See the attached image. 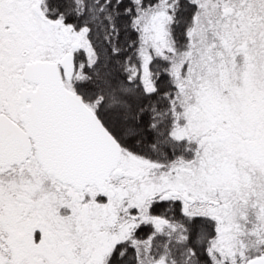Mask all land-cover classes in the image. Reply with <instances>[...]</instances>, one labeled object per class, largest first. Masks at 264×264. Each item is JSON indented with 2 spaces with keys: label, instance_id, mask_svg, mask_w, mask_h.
I'll use <instances>...</instances> for the list:
<instances>
[{
  "label": "snow or ice",
  "instance_id": "snow-or-ice-1",
  "mask_svg": "<svg viewBox=\"0 0 264 264\" xmlns=\"http://www.w3.org/2000/svg\"><path fill=\"white\" fill-rule=\"evenodd\" d=\"M0 264H264V0H0Z\"/></svg>",
  "mask_w": 264,
  "mask_h": 264
}]
</instances>
